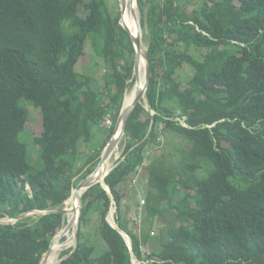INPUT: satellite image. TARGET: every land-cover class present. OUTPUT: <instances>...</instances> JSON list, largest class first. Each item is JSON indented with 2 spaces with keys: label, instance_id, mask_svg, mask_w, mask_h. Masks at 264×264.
Segmentation results:
<instances>
[{
  "label": "trees",
  "instance_id": "1",
  "mask_svg": "<svg viewBox=\"0 0 264 264\" xmlns=\"http://www.w3.org/2000/svg\"><path fill=\"white\" fill-rule=\"evenodd\" d=\"M138 3L150 59L146 97L155 114L143 102L135 107L123 160L105 178L118 226L141 264H264V0ZM118 14L106 0H0V220L48 212L0 223V264H41L65 223L55 211L99 162L114 132L136 83L135 50ZM90 37L108 66L101 93L75 71ZM193 48L207 51L197 59ZM186 65L194 73L183 85L176 74ZM23 100L42 115L38 171L19 140L28 117ZM107 117L112 123L101 152L82 162L79 144L90 142ZM167 133L185 140L186 149L176 170L161 159L148 168L146 212L154 220L176 210L155 245L122 222L118 187L145 166L149 146ZM111 204L100 184L84 193L76 247L59 264H133L125 238L107 221Z\"/></svg>",
  "mask_w": 264,
  "mask_h": 264
},
{
  "label": "rangeland",
  "instance_id": "2",
  "mask_svg": "<svg viewBox=\"0 0 264 264\" xmlns=\"http://www.w3.org/2000/svg\"><path fill=\"white\" fill-rule=\"evenodd\" d=\"M139 1V0H138ZM110 13L115 15L121 12V0H106ZM149 9L148 7H144L145 12ZM136 11L138 12V17L141 22L142 9L138 3L136 6ZM119 16V14H118ZM142 40H143V30L141 29ZM90 42H92V37H90L85 45V54L79 59L76 64L75 71L80 75L88 76L92 79V87L99 93L103 88V82L106 76V71L108 69L106 61L101 57L98 53L96 47H92ZM143 45L148 49L146 42L143 41ZM207 49L206 48H193L191 53L197 58L201 59L205 55ZM193 69L186 65L183 68L179 69L176 76L183 83V85H187V82L193 76ZM145 108L147 111L153 116L155 112L150 109L147 100L143 101ZM21 105L28 110L27 123L24 127V130L19 134V140L27 146L28 150V158L29 163L33 170L38 171L41 170L44 162L41 157V148L36 144L35 138L39 136L42 131V115L41 111L33 105V103L29 100H23ZM108 119L101 125L100 128H95L94 137L88 143H80L79 150L81 152V160L82 162L87 161L88 158H91L95 155V153L101 152V148L104 144V140L107 136V131L112 123L111 118ZM111 123H110V121ZM176 122H180L181 124L188 125L185 120L186 117L180 118L178 115L174 118ZM186 145V141L183 140L180 136L175 135L173 133H167L165 135L160 136L158 142L153 143L149 146L147 159L145 166L140 169L137 173L131 174L123 183H121L118 187L120 194L122 195V208L120 212V218L123 223H125L128 228L132 231L136 232L140 236L142 234H149L151 236V240L158 245L156 241H160L165 239L168 231L170 229V225L176 220V210L167 209L162 212L161 217H158L153 220V216L149 215V212H146V197L150 191L149 187V165L152 164L155 160H162L165 165L164 167L172 170H176L179 166L180 162L183 160V153L186 149L184 147ZM125 150V142L122 140L117 148V156L116 162L114 163L115 167L121 160H123V154ZM122 154V155H121ZM100 158L98 159V161ZM202 175V171L199 172V176ZM242 187H246L247 183H241ZM30 190V187H27ZM190 195H194V191L191 190L189 192ZM178 198L183 199L182 195H179ZM67 202L63 205L62 209H67ZM36 215L32 214L30 217L35 219ZM117 209L115 202L112 203V208L108 213L107 220L110 222V218L113 220V225L117 223ZM65 218V216H64ZM11 219H3V221L8 222ZM153 220V221H152ZM96 225V218L93 213H91V222L90 225ZM94 226H90V231L92 230V235H96L94 232ZM74 232V236L72 234V244L70 247L59 252V257L57 258L56 264L61 263L66 257V252L74 249L76 247L77 239V227L72 228ZM127 241L128 237L125 236ZM160 238V240L158 239ZM63 239L62 238V242ZM100 245V244H98ZM101 247V246H99ZM68 249V250H67ZM146 254L149 251H152V245L143 248ZM133 264H141L136 258H133Z\"/></svg>",
  "mask_w": 264,
  "mask_h": 264
},
{
  "label": "water",
  "instance_id": "3",
  "mask_svg": "<svg viewBox=\"0 0 264 264\" xmlns=\"http://www.w3.org/2000/svg\"><path fill=\"white\" fill-rule=\"evenodd\" d=\"M137 4H138V0H136V6H137ZM125 11H126V5L123 3V6H121V12H120V15H119V22H118L119 26H121L120 24H121L122 15L125 13ZM135 15H137L136 10L134 12V17H135ZM135 19H137V17H135ZM121 27L130 36V39H131V41L133 43V47H134V50H135L134 75H135V78H136V83H135L136 94H135V96H134V98L132 100L131 105L129 107H127V108H125V99H126V95H125L124 103H123L121 112L119 114V117L117 119V122H116V125H115V128H114V132H113L108 144L106 145L105 149L103 150V152H102V154L100 156L99 162L96 165L95 164H91L85 169V171L82 174V177L80 178L79 184L76 187V188H79L81 190H84L81 193V195H80L79 210H78L75 218L71 222H68L67 225H65V223H64L63 228L56 235V237L52 240L48 251L44 254V256L42 258L41 264H45L47 262V260L50 259L51 255H52V252H53V249H54L56 243L59 242V240H61L64 236H66L72 228H76L77 227V229H78L80 216H81V211L83 209L84 193L89 188L93 187L94 185L100 184L107 191L112 203H114L113 195H112L109 187L105 184V178L111 173V171H113V169L119 163L115 167H113L105 175L104 178H102V176L98 172V169H96V168H97V166L99 168L103 167L104 165L106 166L110 162L111 158L114 155L115 148L118 146V143H119L118 138H115L117 136L116 132L121 127V130H122L121 133H122V135L124 137L126 126H127V123H128V120H129V117H130L131 113L133 112V110L135 109V107L138 104H141L144 100H147L146 96H147V91H148V86H149V78H150V59H149L148 49H146L145 53L143 54V57H144V60H145V65H144V80L145 81H144L143 85H142V82L140 81L139 74L136 71L137 70V66H138L137 59H138L139 56H141V49H142V45H143L141 32L133 34L131 32V30H130L131 28H129L128 26L125 25V27L124 26H121ZM103 157H104V159L102 160ZM86 184H88V187L86 189H83ZM76 188H74L72 190L71 197L73 196L74 190ZM71 197L69 199H71ZM111 208H112V204H111L110 210H111ZM55 212H59V213H61V214H63L65 216L67 214L68 210L67 209H63V210L55 211ZM46 213H48V212L33 211L31 213L21 214L18 217H16L15 219H11L8 222L0 220V223H2V224H14L17 221L22 220V219H24L26 217H29L32 214L41 215V214H46ZM108 223L125 238V240H126V242L128 244V247L130 249V253H131V256H132V262H133L134 254H133V251H132V241H131L130 236L127 233H125L123 230H121V228L118 226V224L113 225L109 221H108ZM125 236L128 237L129 241H127Z\"/></svg>",
  "mask_w": 264,
  "mask_h": 264
},
{
  "label": "bare ground",
  "instance_id": "4",
  "mask_svg": "<svg viewBox=\"0 0 264 264\" xmlns=\"http://www.w3.org/2000/svg\"><path fill=\"white\" fill-rule=\"evenodd\" d=\"M123 3L126 5V11L125 13L122 15V19H121V26H128L129 28H131V32L133 34H136L138 32H141V22H140V19L138 17V14L135 15V17H137V19H135L134 17V12L136 10V0H121V6H123ZM138 5V4H137ZM137 12V11H136ZM138 13V12H137ZM146 51V47L144 45H142V49H141V56L138 57L137 59V62H138V66H137V73L139 74V78H140V81L142 82V85L144 84V65H145V60H144V57H143V54L145 53ZM136 94V87L135 85L126 93V99H125V108L129 107L132 103V100L134 98ZM121 127L118 129V131L116 132L117 136L115 138H118V146L119 144L121 143V141L123 140V135L121 133ZM118 146L115 148V151H114V155L113 157L111 158L110 162L105 166L99 168L97 166L96 169H98V172L99 174L102 176V178L105 177V175L113 168L114 166V163L116 162L115 158L117 156V148ZM122 155V154H121ZM105 157V156H104ZM104 157L102 158V160L104 159ZM88 187V184H86L84 186L83 189H86ZM84 190H81L79 188H76L74 190V193H73V196L71 197V199H69L67 201V214L65 215V225L68 224V222H71L78 210H79V205H80V195L81 193L83 192ZM65 204V203H64ZM110 222L113 223V220L112 218H110ZM72 234L74 236V232L73 230L71 229L69 231V233L64 236L65 238V242H62V239L59 240V242L56 243L54 249H53V252H52V255L50 257V259L47 260V262L45 264H56V261H57V258L59 257V252L70 247L71 244L73 243L72 242ZM75 237V236H74ZM73 245V244H72ZM68 250V249H67Z\"/></svg>",
  "mask_w": 264,
  "mask_h": 264
},
{
  "label": "clouds",
  "instance_id": "5",
  "mask_svg": "<svg viewBox=\"0 0 264 264\" xmlns=\"http://www.w3.org/2000/svg\"><path fill=\"white\" fill-rule=\"evenodd\" d=\"M119 15H120V13H119ZM142 27V26H141ZM142 43H143V40H142ZM110 121V120H109ZM111 123V122H110ZM183 126H185V127H188V125H184V124H182Z\"/></svg>",
  "mask_w": 264,
  "mask_h": 264
}]
</instances>
